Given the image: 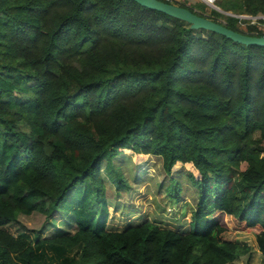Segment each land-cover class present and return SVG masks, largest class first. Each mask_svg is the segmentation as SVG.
<instances>
[{
  "label": "trees",
  "instance_id": "obj_1",
  "mask_svg": "<svg viewBox=\"0 0 264 264\" xmlns=\"http://www.w3.org/2000/svg\"><path fill=\"white\" fill-rule=\"evenodd\" d=\"M4 1L0 43L8 33L18 41L35 40L38 57L0 71V264H52L33 262L34 246L43 242L77 247V260L69 264H233L244 255V264H250L251 250L239 233L254 236L264 264V92L259 90L264 47L190 29L133 0H26L3 6ZM56 4L69 10L44 31L39 15ZM217 6L264 14V0H218ZM237 16H226L223 25L264 35V28L240 30ZM94 49L104 56L91 54ZM60 57L78 63L82 72L64 82L52 67ZM207 58L209 77L188 65ZM254 63L260 73L251 85ZM233 64L239 69L237 85L231 81ZM216 70L223 72L217 82ZM201 77L221 93L187 84ZM146 88L150 95L136 108L121 99ZM127 147L160 155L166 174L174 164L184 166L182 174L197 194L185 233L149 221L105 230L74 205L71 233L32 243L4 228L16 223L18 214L37 210L48 217L64 198L65 206L75 203L68 192L82 194L89 179L97 194L99 161ZM240 162L245 169L238 170ZM222 214L231 226L220 222Z\"/></svg>",
  "mask_w": 264,
  "mask_h": 264
},
{
  "label": "rangeland",
  "instance_id": "obj_2",
  "mask_svg": "<svg viewBox=\"0 0 264 264\" xmlns=\"http://www.w3.org/2000/svg\"><path fill=\"white\" fill-rule=\"evenodd\" d=\"M19 1L26 0H5L3 6L16 4ZM170 3L186 7L193 12L204 17L214 18L216 22L221 24L226 23V16H242L235 22L236 27L243 31L256 32L264 28V14H251L248 11L241 10L237 13L224 11L217 6L218 0H167ZM69 7H62L58 4L50 6L45 13L40 14L39 18L44 31L52 30L62 15L67 13ZM215 11L217 14H214ZM255 19V23L250 25L251 17ZM4 17L0 18V31L4 25ZM203 35L205 33L203 32ZM36 41H24L11 38V33L6 34V38L0 43V71L4 73V68L1 66L17 65L22 60H30L38 57ZM91 54L97 58L104 56L99 49H94ZM67 57H60L57 64L52 67L62 76L63 81L67 82L71 79L73 72H82L78 63L70 61ZM187 61H190L187 58ZM211 58L202 60V62H191L188 65L198 67L206 75H210L212 67ZM186 63V66L189 67ZM234 65V70L231 74L233 85H237L239 81V69ZM217 67V66H216ZM260 73L258 63L250 66V84L255 85L256 77ZM215 82L223 77V72L216 70L214 72ZM192 87L200 92H207L211 88L215 92H220L216 86L207 84L205 78L201 80L190 79ZM186 86V82L182 83ZM206 85V86H205ZM216 85V83H214ZM264 92V82L259 89ZM150 89H143L131 99L121 98L127 107L136 108L145 102V99L150 95ZM233 94L236 92L232 89ZM228 92V93H229ZM221 93V92H220ZM106 115L107 123L109 116ZM106 123V124H107ZM115 123H112V125ZM16 125L22 131H27L28 127L25 123L18 120ZM253 138H258L257 134ZM162 157L153 153H135L131 148H123L116 152L112 157L102 158L94 175H97L100 180V189L95 194L96 185H92V179L83 182L81 185L83 193L75 192L77 189H71L68 192V198L72 196L76 198L75 203L68 204L67 198H64L61 204L57 207V211L47 215L37 210L32 211L28 215L18 214L16 223L4 225V228L15 236L27 238L32 243L36 240L43 239L44 241L59 235L62 232L71 233L76 226L73 218V205L76 209H80L81 215L90 216V219L99 220V226L105 230H122L128 226H133L142 221H149L156 224L158 227L170 228L181 233H185L189 226L190 213L194 207L196 198V187L190 183L182 174V164H174L171 167L170 175L166 174L162 167ZM245 162H240L238 170L245 169ZM174 184V185H173ZM102 201L100 207H96L97 199ZM220 222L227 226H231L228 221V216L222 214L219 216ZM101 223V224H100ZM93 223H91L92 225ZM240 240L249 246L251 250L250 264H260V255L256 251L254 236L251 234L239 233ZM79 249L77 247L66 249L59 245L43 242L34 246V263L48 261L52 264H69L76 262ZM245 255L240 256L233 264H244ZM19 264H22L19 262Z\"/></svg>",
  "mask_w": 264,
  "mask_h": 264
},
{
  "label": "water",
  "instance_id": "obj_3",
  "mask_svg": "<svg viewBox=\"0 0 264 264\" xmlns=\"http://www.w3.org/2000/svg\"><path fill=\"white\" fill-rule=\"evenodd\" d=\"M142 7L155 10L166 15L175 17L189 24L190 29H203L214 32L243 45H256L264 47V35L254 36L243 34L238 31L227 28L223 24L212 21L204 16H200L189 9L167 3L162 0H133Z\"/></svg>",
  "mask_w": 264,
  "mask_h": 264
},
{
  "label": "built area",
  "instance_id": "obj_4",
  "mask_svg": "<svg viewBox=\"0 0 264 264\" xmlns=\"http://www.w3.org/2000/svg\"><path fill=\"white\" fill-rule=\"evenodd\" d=\"M162 1H167V0H162ZM210 1H213V0H210ZM241 17H242V16H240V15L237 16L238 19H240ZM249 17H251V16H249ZM251 18H252V19H250V24L255 23L256 20L253 19V18H256V17H251ZM256 19H257V18H256Z\"/></svg>",
  "mask_w": 264,
  "mask_h": 264
},
{
  "label": "crops",
  "instance_id": "obj_5",
  "mask_svg": "<svg viewBox=\"0 0 264 264\" xmlns=\"http://www.w3.org/2000/svg\"><path fill=\"white\" fill-rule=\"evenodd\" d=\"M258 252V251H257ZM258 254L260 255V252H258Z\"/></svg>",
  "mask_w": 264,
  "mask_h": 264
}]
</instances>
